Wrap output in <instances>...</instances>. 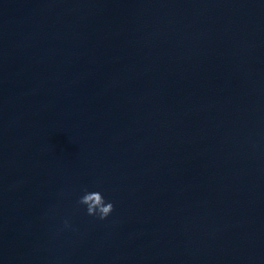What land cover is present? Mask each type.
<instances>
[{
    "label": "water",
    "instance_id": "1",
    "mask_svg": "<svg viewBox=\"0 0 264 264\" xmlns=\"http://www.w3.org/2000/svg\"><path fill=\"white\" fill-rule=\"evenodd\" d=\"M143 63L144 0H0V264H144Z\"/></svg>",
    "mask_w": 264,
    "mask_h": 264
},
{
    "label": "clouds",
    "instance_id": "2",
    "mask_svg": "<svg viewBox=\"0 0 264 264\" xmlns=\"http://www.w3.org/2000/svg\"><path fill=\"white\" fill-rule=\"evenodd\" d=\"M76 206L82 209L86 215L98 220L107 219L114 210V202L104 194L103 188L97 184L94 188L82 186L76 197ZM72 217L65 216L58 231L71 229Z\"/></svg>",
    "mask_w": 264,
    "mask_h": 264
}]
</instances>
